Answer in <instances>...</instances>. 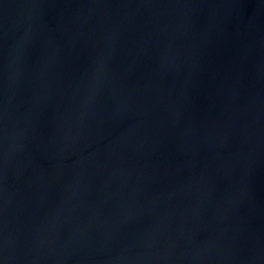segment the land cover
Wrapping results in <instances>:
<instances>
[{
	"label": "water",
	"instance_id": "obj_1",
	"mask_svg": "<svg viewBox=\"0 0 264 264\" xmlns=\"http://www.w3.org/2000/svg\"><path fill=\"white\" fill-rule=\"evenodd\" d=\"M0 264H264V0H0Z\"/></svg>",
	"mask_w": 264,
	"mask_h": 264
}]
</instances>
